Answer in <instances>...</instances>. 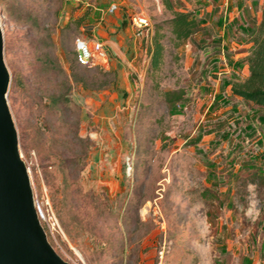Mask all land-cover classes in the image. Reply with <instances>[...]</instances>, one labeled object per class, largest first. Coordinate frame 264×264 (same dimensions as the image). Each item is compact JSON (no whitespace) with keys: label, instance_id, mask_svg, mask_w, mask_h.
Segmentation results:
<instances>
[{"label":"rangeland","instance_id":"1","mask_svg":"<svg viewBox=\"0 0 264 264\" xmlns=\"http://www.w3.org/2000/svg\"><path fill=\"white\" fill-rule=\"evenodd\" d=\"M263 9L264 0H178L173 12L198 25L175 48L173 12L160 0L0 6L19 152L40 222L64 260L264 264V187L248 183L251 173L264 175V110L230 90L248 75L249 39ZM137 15L146 27H133ZM82 17L76 32L62 34ZM155 29L164 37L153 72ZM77 38L107 49L105 61L77 71L87 88L70 78L61 47L63 40L74 49ZM47 53L66 82L43 66ZM110 71L114 83L96 89ZM65 88L70 106L52 109L49 95ZM179 88L181 100L164 101L162 91Z\"/></svg>","mask_w":264,"mask_h":264},{"label":"water","instance_id":"2","mask_svg":"<svg viewBox=\"0 0 264 264\" xmlns=\"http://www.w3.org/2000/svg\"><path fill=\"white\" fill-rule=\"evenodd\" d=\"M0 19V264H71L53 248L40 222L7 96L10 73Z\"/></svg>","mask_w":264,"mask_h":264},{"label":"trees","instance_id":"3","mask_svg":"<svg viewBox=\"0 0 264 264\" xmlns=\"http://www.w3.org/2000/svg\"><path fill=\"white\" fill-rule=\"evenodd\" d=\"M178 0H160L162 6L173 12V6ZM6 0H0V6H4ZM6 16L12 18L11 15L6 13ZM21 19L24 17L19 16ZM84 17L69 21L64 27L61 28L62 34L78 29L83 22ZM35 19H29L33 21ZM18 24H25V21L18 22ZM167 24L170 28L172 35V41L174 47L177 48L182 45L192 34L193 30L197 27V20L187 12L172 13V17L167 20ZM164 35L160 33L159 29H155L152 37V48L150 53V70L157 71L162 64V50L161 43ZM250 42L252 43V49L246 57L248 75L245 79L240 81H234L231 83V93L235 96L241 97L245 100L251 101L254 104L259 105L264 110V9L261 11L260 20L256 26L254 32L250 36ZM49 48H52V43H47ZM61 47L64 51L66 61L68 62L69 76L75 83H81L83 87L87 88V84L83 83L82 77L77 76V71L87 68L85 65L80 64L76 59V49H72L65 45L62 40ZM43 66L48 72H53L57 75L64 77L66 82V74L61 67L59 61L54 55L47 53L43 60ZM86 70V69H84ZM107 80L101 83L96 89H101L113 84L115 81V75L113 72H105ZM114 76V77H112ZM112 77V78H111ZM68 87V84H67ZM161 96L167 103H174L181 100L184 96V89L166 90L161 92ZM49 105L56 110L60 108H68L70 106V99L68 97V88H65L62 92L52 93L49 95ZM248 183L256 185L258 187H264V175H260L256 172L248 175Z\"/></svg>","mask_w":264,"mask_h":264},{"label":"built area","instance_id":"4","mask_svg":"<svg viewBox=\"0 0 264 264\" xmlns=\"http://www.w3.org/2000/svg\"><path fill=\"white\" fill-rule=\"evenodd\" d=\"M131 22L136 29H142L147 26L148 19L144 16L137 15L132 17ZM75 49L77 61L85 66H89L93 59L99 61H105L107 59V49L104 43L97 39L85 41L77 38L75 40ZM36 210L38 217L42 216L38 206Z\"/></svg>","mask_w":264,"mask_h":264}]
</instances>
